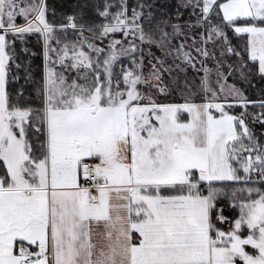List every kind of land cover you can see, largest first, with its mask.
I'll use <instances>...</instances> for the list:
<instances>
[{"label":"snow or ice","instance_id":"snow-or-ice-1","mask_svg":"<svg viewBox=\"0 0 264 264\" xmlns=\"http://www.w3.org/2000/svg\"><path fill=\"white\" fill-rule=\"evenodd\" d=\"M51 17L0 0V264H264V0Z\"/></svg>","mask_w":264,"mask_h":264},{"label":"trees","instance_id":"trees-1","mask_svg":"<svg viewBox=\"0 0 264 264\" xmlns=\"http://www.w3.org/2000/svg\"><path fill=\"white\" fill-rule=\"evenodd\" d=\"M55 3L54 5L52 3V0H47V3L49 5L50 11H53V8L61 13H68L71 11L72 6L77 3V0H53ZM59 6H58V4ZM56 13V12H55ZM58 14V13H56ZM51 16V12H50ZM52 18V17H51ZM57 19H59V16H56ZM27 47L29 51L25 53L23 51V48ZM17 56L19 57V62L22 65V68L18 71V75L20 76L19 81L14 82L12 87L14 90H19L20 88H23L25 90V96L34 95V85L35 83L39 82L40 76L42 75V69H43V42L42 40H38L35 35H32L28 38V41L26 44L17 43L16 48ZM32 53H35V55H32ZM31 70L32 75L34 77L33 82H25V75L27 70ZM256 97V95H254Z\"/></svg>","mask_w":264,"mask_h":264},{"label":"rangeland","instance_id":"rangeland-1","mask_svg":"<svg viewBox=\"0 0 264 264\" xmlns=\"http://www.w3.org/2000/svg\"><path fill=\"white\" fill-rule=\"evenodd\" d=\"M52 3L53 4H50V6L51 5H54L55 2L52 0ZM58 6H59V4H58ZM53 11L56 12V13H58V14H56V16L61 17L63 15V14L57 12L54 8H53ZM50 12H52V11H50ZM50 19H51V16H50ZM17 43H20V42L17 41ZM189 71L191 73V70H189ZM230 80H232L231 77H230ZM234 82L237 83V85L239 87L245 89L246 93L249 95L250 98H252V99H259V98H261V90L264 89V81H261L259 79V77H253L251 83H245V82H243L241 80H238V79L235 80ZM254 95H256V97H254Z\"/></svg>","mask_w":264,"mask_h":264}]
</instances>
